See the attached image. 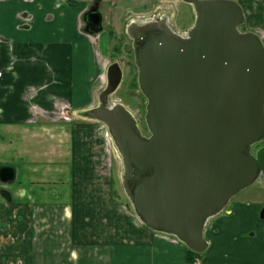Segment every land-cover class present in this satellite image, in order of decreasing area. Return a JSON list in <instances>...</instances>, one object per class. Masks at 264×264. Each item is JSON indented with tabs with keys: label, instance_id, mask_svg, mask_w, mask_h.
<instances>
[{
	"label": "water",
	"instance_id": "95a60500",
	"mask_svg": "<svg viewBox=\"0 0 264 264\" xmlns=\"http://www.w3.org/2000/svg\"><path fill=\"white\" fill-rule=\"evenodd\" d=\"M183 1L195 13L185 33L164 19L126 26L148 134L111 100L122 80L117 61L96 104L77 115L106 126L140 221L201 253L207 221L259 178L264 184V44L256 31L240 29L245 17L236 0ZM88 12L100 23L97 2ZM12 176V167H0L2 182Z\"/></svg>",
	"mask_w": 264,
	"mask_h": 264
},
{
	"label": "crops",
	"instance_id": "0c3cea01",
	"mask_svg": "<svg viewBox=\"0 0 264 264\" xmlns=\"http://www.w3.org/2000/svg\"><path fill=\"white\" fill-rule=\"evenodd\" d=\"M236 1L247 16L264 0ZM86 5L0 0V167L13 168L0 180V264H189L184 243L147 227L112 190L94 164L84 122L94 120H76L96 104L98 33L85 29Z\"/></svg>",
	"mask_w": 264,
	"mask_h": 264
},
{
	"label": "rangeland",
	"instance_id": "374dc122",
	"mask_svg": "<svg viewBox=\"0 0 264 264\" xmlns=\"http://www.w3.org/2000/svg\"><path fill=\"white\" fill-rule=\"evenodd\" d=\"M86 1L89 3L91 0ZM254 4L246 5L248 14L244 15L245 21L240 29L251 25L264 31V15H259L264 13V1L257 2L258 6ZM100 10L104 21L103 30L98 32V36L94 35L93 74L90 80L96 97L91 105L96 103L98 93L106 85L108 65L117 61L123 74L111 100L126 105L137 118L142 132L148 134L144 120L146 99L138 87L131 38L125 27L129 22L150 17L153 13H166L173 29L184 33L194 20L193 5L181 0H103ZM83 119L76 117L77 121L83 122ZM84 122L89 123L91 128L88 139L92 145L94 164L99 165L102 173L112 177V190L118 191L134 213L121 184V159L106 126L98 121ZM263 206L264 184L259 178L234 195L223 211L207 221L203 235L209 248L198 253L201 259L197 264H264V219L259 217ZM229 209L234 210L232 215Z\"/></svg>",
	"mask_w": 264,
	"mask_h": 264
},
{
	"label": "flooded vegetation",
	"instance_id": "af4514ba",
	"mask_svg": "<svg viewBox=\"0 0 264 264\" xmlns=\"http://www.w3.org/2000/svg\"><path fill=\"white\" fill-rule=\"evenodd\" d=\"M102 1L103 0H91L89 3H87V5H86V8H85V10H84V12H83V19H84V15H85V13H86V21H85V19H84V26H85V28L87 27L88 29H90V30H95V29H97V28H99L100 27V25L102 26V28L98 31V32H101L102 30H103V21H104V16H103V13H102V11L100 10V4L102 3ZM181 1H183V0H181ZM87 2V1H86ZM97 2V8H98V11L100 12V14H101V20H100V23L96 20V17H94V16H91V13L90 12H88L89 11V9L91 8V7H93L94 5H95V3ZM183 2H185V1H183ZM187 3V2H186ZM142 6H143V4H142ZM88 12V13H87ZM195 16V15H194ZM160 19H164L170 26H171V24H170V22L168 21V19H167V16H166V13H153L150 17H147V18H144V19H141V20H136V22H144V21H148V20H160ZM171 28L173 29V27L171 26ZM187 30V29H186ZM125 31H126V27H125ZM97 32V33H98ZM181 33V32H180ZM185 33V32H184ZM126 48L127 49H129V47L128 46H126ZM131 49H132V39H131ZM133 51V50H132ZM134 60V59H133ZM136 67V66H135ZM261 144H263V142L261 143L260 142V145ZM259 145V146H260ZM258 146V147H259ZM257 147H254V149L253 150H255Z\"/></svg>",
	"mask_w": 264,
	"mask_h": 264
},
{
	"label": "trees",
	"instance_id": "16d2710c",
	"mask_svg": "<svg viewBox=\"0 0 264 264\" xmlns=\"http://www.w3.org/2000/svg\"><path fill=\"white\" fill-rule=\"evenodd\" d=\"M262 143V142H261ZM260 145V143H257V144H255L254 146H253V149H254V147H258ZM188 250V262H189V264H194V259H195V257H197L199 254L198 253H196V252H194V251H192V250H190L189 248H187Z\"/></svg>",
	"mask_w": 264,
	"mask_h": 264
},
{
	"label": "built area",
	"instance_id": "2783aa9c",
	"mask_svg": "<svg viewBox=\"0 0 264 264\" xmlns=\"http://www.w3.org/2000/svg\"><path fill=\"white\" fill-rule=\"evenodd\" d=\"M0 75H1V71H0Z\"/></svg>",
	"mask_w": 264,
	"mask_h": 264
}]
</instances>
